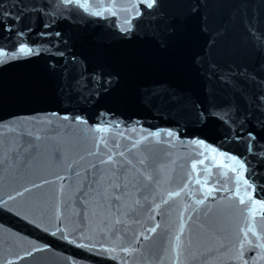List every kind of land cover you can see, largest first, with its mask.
Returning a JSON list of instances; mask_svg holds the SVG:
<instances>
[{
    "label": "water",
    "instance_id": "95a60500",
    "mask_svg": "<svg viewBox=\"0 0 264 264\" xmlns=\"http://www.w3.org/2000/svg\"><path fill=\"white\" fill-rule=\"evenodd\" d=\"M56 3L67 9L66 0ZM146 4L72 0L76 51L92 57L134 46L118 30L132 27ZM202 42L193 39L194 46ZM10 43H0V62L16 51ZM187 55H156L141 84H185ZM43 66V60L21 62L0 76L24 85ZM52 94L21 87L0 108V115L17 114L0 124V264H229L242 233L264 232V180L246 185L234 157L224 161L228 167L218 163L225 149L211 151L215 128L203 130L205 144L169 138L164 121L135 104L117 107V119L88 107L99 128L64 121L53 113L68 105ZM150 126L163 135H149Z\"/></svg>",
    "mask_w": 264,
    "mask_h": 264
},
{
    "label": "snow or ice",
    "instance_id": "6c2138e0",
    "mask_svg": "<svg viewBox=\"0 0 264 264\" xmlns=\"http://www.w3.org/2000/svg\"><path fill=\"white\" fill-rule=\"evenodd\" d=\"M66 4L67 9L56 0H0V43L10 41L9 48L16 49L0 62V73L21 62L44 64L24 85L0 76V108L21 87L37 94L51 88L50 99L68 105L53 113L62 114L64 121L99 128L87 115L88 107L96 116L117 119V107L135 104L163 120L169 138L205 144L203 130L213 127L218 135L211 151L225 149L218 163L228 167L224 161L234 157L243 166L246 185L258 187L256 179L264 180V0H147L132 27L118 30L122 41L137 43L92 57L74 47L72 29L79 24L69 19L75 15L72 0ZM22 37L29 39L19 42ZM194 37H203V42L194 46ZM169 52L188 53L181 65L186 83L141 84L148 61ZM16 117L14 112L0 115V124ZM152 128L156 126H150L149 135H163ZM242 236L229 264H264V232Z\"/></svg>",
    "mask_w": 264,
    "mask_h": 264
}]
</instances>
